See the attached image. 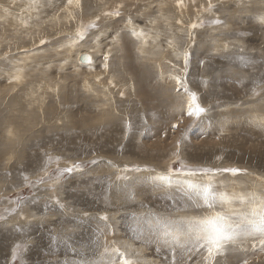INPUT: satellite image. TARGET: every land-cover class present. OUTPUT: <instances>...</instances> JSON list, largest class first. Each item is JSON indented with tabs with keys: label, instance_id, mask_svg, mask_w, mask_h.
<instances>
[{
	"label": "rangeland",
	"instance_id": "rangeland-1",
	"mask_svg": "<svg viewBox=\"0 0 264 264\" xmlns=\"http://www.w3.org/2000/svg\"><path fill=\"white\" fill-rule=\"evenodd\" d=\"M53 1L0 0V122L13 128L0 126V264H91L113 248L139 264H171L172 250L157 243L149 221L207 211L193 207L177 180L264 198V0ZM83 53L87 65L78 61ZM177 76L205 109L200 118L187 115ZM14 118L25 123L13 126ZM182 168L213 175L156 179ZM231 207L248 212L251 201ZM239 240L215 264H264V231ZM241 248L254 251L242 261ZM175 254L178 264H204L206 255L190 245Z\"/></svg>",
	"mask_w": 264,
	"mask_h": 264
},
{
	"label": "snow or ice",
	"instance_id": "snow-or-ice-1",
	"mask_svg": "<svg viewBox=\"0 0 264 264\" xmlns=\"http://www.w3.org/2000/svg\"><path fill=\"white\" fill-rule=\"evenodd\" d=\"M116 15H119V13H116ZM262 22H264V18H262ZM213 23H218V21H214ZM77 37L83 40L84 33L78 32ZM189 58V53L185 52V74H187ZM104 59L107 61L108 57L105 56ZM174 79L178 89L183 88L184 92L189 96L187 115L197 119L200 118L205 113V109L197 103L196 95L188 93L186 83L179 76L174 77ZM261 123L264 125V121ZM79 169L80 165L77 164L65 169V172L71 174L74 170ZM125 171L128 170L125 169ZM131 171L138 172L140 169L135 168L131 169ZM173 171L176 172L177 176L213 175L211 170L208 169L199 171L182 168L179 170L170 169L168 176H159L156 179L164 185H171L173 183L171 178ZM224 171L231 172L233 175L239 174V170L237 169H225ZM120 178L117 176V179ZM176 183L187 199L192 202L193 207H200L207 211L203 215L183 218L158 216L153 218L154 223L149 221V229L157 237V243L168 246L172 250L171 264H178L175 249L177 247L188 248L189 245L191 248H195L197 252L203 251L206 253L204 264H215V258L225 255L228 247L235 245L240 237L264 231V198L257 194L253 193L250 197L243 194L232 196L227 192L217 191L210 181L203 185L192 182L186 183L180 180H177ZM250 201L251 207L248 212H238L231 207L236 202L244 205ZM217 205L221 208L227 206V211H218ZM102 219H106V217H102ZM105 253H108V249H105ZM85 264H89V262H85ZM91 264H139V262L128 258L126 252L113 248L111 249V256L107 260L102 259L91 262Z\"/></svg>",
	"mask_w": 264,
	"mask_h": 264
},
{
	"label": "bare ground",
	"instance_id": "bare-ground-1",
	"mask_svg": "<svg viewBox=\"0 0 264 264\" xmlns=\"http://www.w3.org/2000/svg\"><path fill=\"white\" fill-rule=\"evenodd\" d=\"M59 2H60V1H59ZM57 4H58V0H54V1L52 2L51 6L56 7ZM58 5H59V4H58ZM61 5H62V4H61ZM52 9H53V8H52ZM52 9H51V11H52ZM70 9H73V8H70ZM88 10H89V9H88ZM44 11H45V10H44ZM72 12H73L72 14L67 12V13H66V16H67V17H70V18L73 17L72 19H74V16H75L74 14H75V12H74V11H72ZM85 13L88 14L89 11H86ZM85 13H84V14H85ZM164 16H165V15H164ZM166 17H167V16H166ZM4 18H5V16H4ZM159 19H160V18H159ZM167 20H168V19H167ZM42 21H43V20H42ZM0 22H1V21H0ZM45 22H46V21H45ZM53 23H54V22H53ZM55 23H56V22H55ZM55 23H54V24H55ZM260 23H261V22H260ZM45 24H46V23H45ZM59 24H60V23H59ZM40 25H41V24H40ZM57 25H58V24H57ZM57 25H53V26H55V28H56ZM60 26H61V25H60ZM37 27H38V26H37ZM57 28H58V27H57ZM67 28H68V27H67ZM37 30H38V29H37ZM38 31H39V30H38ZM32 33H34V32H32ZM36 33H37V32H35V34H36ZM106 35H107V34H106ZM40 37H41V36H40ZM52 46H53V45H52ZM83 54H84V53H83ZM85 54H86V53H85ZM81 55H82V54H80L79 56H81ZM86 55L88 56V60H87V62H85V63L80 62V61H79V56H78V61H79L81 64H83V65H87V64H89V63L91 62V58H90V56H89L88 54H86ZM131 56H132V55H131ZM134 57H135V56H134ZM17 70H18V69H17ZM15 71H16V70H15ZM18 71H19V70H18ZM124 71H125V70H124ZM44 72H45V71H43V73H44ZM24 73H25V72H24ZM24 73H23V74H24ZM109 73H110V72H109ZM11 74H12V73H11ZM111 74H112V73H111ZM114 74H115V73H114ZM18 75H19V74H18ZM25 75H26V74H25ZM40 75H41V74H40ZM112 75H113V74H112ZM11 76H12V75H11ZM15 76H16V75H15ZM42 76H43V75H42ZM4 77H5V76H4ZM24 77H25V76H24ZM74 77H75V76H74ZM106 77H107V76H106ZM141 77H142V76H141ZM22 78H23V77H22ZM28 78H29V77H28ZM137 78H138V76H137ZM8 79H9V78H8ZM24 79H25V78H24ZM57 79H58V78H57ZM130 79H131V78H130ZM16 80H17V79H16ZM27 80H28V79H27ZM32 80H33V79H32ZM32 80H31V82H32ZM6 81H7V80H6ZM17 81H18V80H17ZM23 81H24V80H23ZM58 81H59V80H58ZM25 82H26V81H25ZM33 82H34V81H33ZM40 82H41V81H40ZM59 82H60V81H59ZM6 83H7V82H6ZM102 83H103V82H102ZM20 84H21V83H20ZM14 85H15V84H14ZM21 85H23V84H21ZM21 85H18V86L16 87V89L14 90V93L16 92V94H19V95H18L19 97L23 96V92L20 91V89H18V87L21 86ZM50 85H51V84H50ZM98 85H99V84H98ZM60 86H61V85H60ZM60 86H59V87H60ZM96 86H97V85H96ZM8 87H10V86H8ZM27 87H28V86H27ZM98 87H99V86H98ZM42 88H43V86H42ZM90 88H91V87H90ZM103 88H104V87H103ZM10 89H11V88H10ZM30 89H31V90H29V91H32V92H38V91H39V87H38V86H32V87H30ZM45 89H46V88H45ZM56 89H58V90L60 91L61 88H56ZM68 89H69V88H68ZM91 89H92V88H91ZM93 89H94V88H93ZM98 89H99V88H98ZM52 90H53V89H52ZM64 90H65V89H64ZM96 90H97V89H96ZM99 90H100V89H99ZM99 90H98V91H99ZM105 90H106V89H105ZM1 91H2V90H1ZM7 91H9V89H8ZM7 91H6V92H7ZM59 91H58V92H59ZM101 91H102V90H101ZM103 91H104V90H103ZM2 92H3V91H2ZM6 92H5V93H6ZM70 92H71V91H70ZM93 92H94V90H93ZM104 92H106V91H104ZM0 93H1V92H0ZM10 93H11V92H10ZM88 93H89V92H88ZM95 93H96V92H95ZM99 93H100V92H99ZM27 94H28V93H26V96H27ZM36 94H37V96L39 95L38 93H36ZM40 94H41V93H40ZM58 94H59V93H58ZM58 94H57V95H58ZM92 94H93V93H92ZM96 94H97V93H96ZM151 94H152V93H151ZM1 95H2V94H1ZM9 95H10V94H9ZM20 95H21V96H20ZM71 95H72V94H71ZM87 95H88V94H87ZM6 96H7V95H6ZM24 96H25V95H24ZM63 96H64V95H63ZM95 96H96V95H95ZM95 96H94V97H95ZM97 96H98V95H97ZM11 97H12V96H10V98H11ZM27 97H28V96H27ZM237 97H238V96H237ZM10 98H9V100H10ZM22 98H23V97H22ZM57 98H58V97H57ZM62 98H63V97H62ZM65 98H66V97H65ZM82 98H83V97H82ZM98 98H100V97H98ZM11 99H12V98H11ZM26 99H27V98H26ZM58 99H59V98H58ZM67 99H68V98H67ZM89 99H90V97H89ZM95 99H96V98H95ZM141 99H142V98H141ZM3 100H4V98H3ZM20 100H21V99H20ZM100 100H101V99H100ZM1 101H2V100H1ZM15 101H16V100H15ZM35 101H36V100H35ZM59 101H60V99H59ZM65 101H66V100H65ZM97 101H98V100H97ZM102 101H103V100H102ZM2 102H3V101H2ZM20 102H21V101H20ZM22 103L27 104V102H25V101H23ZM39 103H40V102H39ZM41 103H42V102H41ZM44 103H45V102H44ZM44 103H43V104H44ZM46 103H47V102H46ZM46 103H45V104H46ZM45 104H44V105H45ZM14 105H16V103H15ZM35 105H36V104H35ZM39 105H40V104H39ZM48 105H49V104H48ZM98 105H99V104H98ZM104 105H106V104H104ZM17 106H18V105H17ZM22 106H23V105H22ZM33 106H34V104L29 103V107H33ZM41 106H43V105L41 104ZM3 107H4V105H3ZM26 107H27V106H26ZM44 107H45V106H44ZM260 107H261V106H260ZM22 108H23V107H22ZM22 108L20 107L19 109H22ZM55 108H56V107H55ZM62 108H63V105H62ZM62 108H61V109H62ZM1 109H2V108H1ZM16 109H17V108H16ZM23 109H24V108H23ZM23 109H22V110H23ZM2 110H3V109H2ZM4 110H5V109H4ZM17 110H18V109H17ZM57 110H58V107H57ZM96 110H97V109H96ZM12 111H14V110H12ZM36 111H37V110H36ZM42 111H43V110L41 109V112H42ZM97 111H98V110H97ZM99 111H100V109H99ZM51 112H53V111H51ZM100 112H101V111H100ZM38 113H39V112H38ZM44 113H45V112H44ZM107 113L109 114V112H107ZM0 114H2V113H0ZM9 114H12V112H9ZM9 114H8V115H9ZM17 114H18V113H17ZM46 114H47V112H46ZM52 114H53V113H52ZM2 115H3V114H2ZM4 115H7L6 112H5ZM4 115H3V116H4ZM15 115H16V114H15ZM19 115H20V114H19ZM28 115H29V114H28ZM9 116H10V115H9ZM9 116H8V117H9ZM13 116H14V115H13ZM13 116H12V117H13ZM42 116H43V115H42ZM47 116H48V115H47ZM47 116H46V117H47ZM69 116H70V115H69ZM21 117H22V116H21ZM46 117H45V118H46ZM60 117H61V116H60ZM120 117H121V116H120ZM6 118H7V117H6ZM10 118H11V117H9V119H10ZM24 118H25V117H24ZM45 118H44V120H45ZM76 118H77V117H76ZM107 118H108V117H107ZM107 118H105V119H107ZM111 118H112V117H111ZM113 118H114V117H113ZM132 118H134V117H132ZM0 119H1V117H0ZM3 119H4V117H3ZM34 119H35V118H34ZM61 119H62V118H61ZM72 119H73V117H72ZM116 119H117V118H116ZM150 119H151V118H150ZM154 119H155V118H154ZM4 120H5V119H4ZM4 120H3V121H4ZM23 120H24V119H23ZM39 120H41V119H39ZM59 120H60V119H59ZM70 120H71V119H70ZM70 120H69V124H70ZM73 120H74V119H73ZM103 120H104V119H103ZM103 120H102V121H103ZM130 120H132V119H130ZM167 120H169V119H167ZM3 121L0 122V126L2 127V129H3V124H4V123L6 124V122H3ZM86 121H87V120H86ZM99 121H101V120H99ZM10 122H11V121H10ZM50 122H51V121H50ZM90 122H91V121H90ZM131 122H132V121H131ZM153 122H154V121H153ZM160 122H161V121H160ZM23 123H25V121H24V122H23V121H21V122L18 121V122H17V121H15V118L12 120V124H13V126H17V127H18V126L22 125ZM60 123H61V122H60ZM64 123H65V122H64ZM86 123H87V122H86ZM129 123H130V121H129ZM9 124H10V123H9ZM9 124H7V126H10ZM12 124H11V125H12ZM37 124H38V123H37ZM87 124H88V123H87ZM224 124H225V123H224ZM226 124H227V123H226ZM66 125H67V124H66ZM70 125H71V124H70ZM70 125H68V126H70ZM77 125H78V124H77ZM79 125H80V124H79ZM98 125H99V124H98ZM103 125H104V124H103ZM117 125H118V124H117ZM149 125H150V124H149ZM244 125H245V124H244ZM13 126H11V127H13ZM41 126H42V125H41ZM113 126H114V125H113ZM118 126H119V125H118ZM128 126H129V125H128ZM237 126H238V125H237ZM1 127H0V128H1ZM42 127H43V126H42ZM49 127H50V126H49ZM62 127H63V126H62ZM229 127H230V126H229ZM246 127H249V126H246ZM31 128H33V127H31ZM31 128H30V129H31ZM40 128H41V127H40ZM68 128L70 129L71 127H68ZM103 128H104V127H103ZM113 128H114V127H113ZM160 128H161V127H160ZM233 128H234V127H233ZM236 128H239V127H236ZM250 128H251V127H250ZM2 129H1V131H2ZM10 129H13V128L3 129V131H4V133H5V132H6V133H9V132H11ZM17 129H18V128H17ZM46 129H47V128H45V130H46ZM77 129H78V128H77ZM79 129H80V127H79ZM117 129H118V128H117ZM152 129H153V128H152ZM157 129H158V128H157ZM222 129H223V128H222ZM239 129H240V128H239ZM239 129H238V130H239ZM247 129H249V128H246V131H248ZM7 130H9V131H7ZM42 130H44V129H42ZM54 130H55V129H54ZM81 130H82V129H81ZM107 130H108V129H107ZM158 130H160V129H158ZM242 130H245V129H242ZM250 130H251V129H250ZM20 131H21V130H20ZM26 131H27V130H26ZM26 131H25V132H26ZM34 131H35V130H34ZM38 131H39V130H38ZM46 131H49V130H46ZM57 131H58V130H57ZM65 131H66V130H65ZM74 131H76V130H74ZM154 131H155V130H154ZM220 131H221V130H220ZM236 131H237V130H236ZM12 132H13V131H12ZM30 132H31V131H30ZM36 132H37V131H36ZM49 132H50V131H49ZM49 132H47V133H49ZM55 132H56V131H55ZM61 132L63 133L64 130H62ZM149 132H150V130H149ZM156 132H157V130H156ZM159 132H160V131H159ZM159 132H158V133H159ZM222 132H223V131H222ZM224 132H225V131H224ZM249 132H250V131H249ZM4 133H3V134H4ZM40 133H41V132H40ZM43 133H44V132H43ZM59 133H60V131H59ZM59 133H58V134H59ZM62 133H61V134H62ZM64 133H65V132H64ZM66 133H67V132H66ZM66 133H65V134H66ZM73 133H74V132H73ZM96 133H97V132H96ZM116 133H117V132H116ZM126 133H127V132H126ZM137 133H139V132H137ZM160 133H161V132H160ZM1 134H2V132H1ZM74 134H75V133H74ZM76 134H78V133H76ZM111 134H112V133H111ZM114 134H115V133H114ZM145 134L148 135L147 132H145ZM150 134H151V133H149V135H150ZM153 134H154V133H153ZM17 135H18V134H17ZM69 135H72L71 132H70ZM69 135H67V136L69 137ZM134 135L136 136L135 133H134ZM159 135H160V134H159ZM1 136H2V135H1ZM4 136H5V134H4ZM4 136H3V137H4ZM28 136H29V135H28ZM28 136H27V137H28ZM30 136H31V135H30ZM48 136H49V135H48ZM63 136H64V135H63ZM109 136H110V135H109ZM135 136H134V137H135ZM156 136H157V135H156ZM218 136H219V135H218ZM11 137H12V135H11ZM14 137H16V133H15V136H14ZM50 137H51V136H50ZM73 137H74V136H73ZM76 137H77V136H76ZM110 137H111V136H110ZM142 137H143V135H142ZM144 137H146V136L144 135ZM147 137H148V136H147ZM147 137H146V138H147ZM165 137H166V136H165ZM0 138L2 139V137H0ZM7 138H9V137H7ZM7 138H5V139H7ZM122 138H124V137H122ZM135 138H136V137H135ZM5 139H4V142H5ZM28 139H30V137H28ZM65 139H66V138H65ZM73 139H74V138H73ZM138 139H139V138H138ZM8 140H9V139H8ZM11 140H12V139H11ZM31 140H32V139H31ZM68 140H72V137L69 138ZM108 140H109V139H108ZM135 140H136V139H135ZM150 140H151V139H150ZM152 140H154V139H152ZM156 140H157V139H156ZM0 141H1V140H0ZM58 141H59V140H58ZM61 141H63V140H61ZM94 141H95V140H94ZM113 141H114V140H113ZM120 141H121V140H120ZM137 141H138V140H137ZM154 141H155V140H154ZM4 142H3V143H4ZM10 142H11V141H10ZM52 142H54V141H52ZM63 142H64V141H63ZM65 142H66V141H65ZM69 142H70V141H69ZM72 142H73V140H72ZM110 142H111V140H110ZM135 142H136V141H135ZM160 142H161V141H160ZM230 142H231V141H230ZM0 143H1V142H0ZM6 143H7V142H6ZM12 143H13V142H12ZM15 143H16V142H15ZM17 143H18V142H17ZM32 143H33V142H32ZM38 143H39V142H38ZM49 143H50V142H49ZM66 143H67V142H66ZM70 143H71V142H70ZM94 143H95V142H94ZM140 143H141V142H140ZM140 143H137V144H140ZM142 143H143V142H142ZM153 143H156V142H153ZM162 143H163V142H162ZM1 144H2V143H1ZM8 144H10V143H8ZM73 144H74V143H73ZM95 144H96V143H95ZM98 144H99V143H98ZM104 144H105V143H104ZM112 144H113V143H112ZM146 144H147V143H146ZM158 144H159V142H158ZM164 144H165V143H164ZM14 145H15V144H14ZM100 145H101V144H100ZM120 145H121V144H120ZM127 145H128V144H127ZM148 145H150V144H148ZM148 145H147V146L145 145V146L148 148ZM0 146H1V145H0ZM33 146H34V145H33ZM102 146H103V145H102ZM125 146H126V145H125ZM153 146H154V145H153ZM155 146H156V145H155ZM9 147H11V146H9ZM9 147H7V148H9ZM16 147H17V146H16ZM2 148H3V147H2ZM4 148H5V147H4ZM22 148H23V147H22ZM79 148H80V147H79ZM79 148H78V149H79ZM140 148H143V147H140ZM151 148H152V147H151ZM154 148H155V147H154ZM12 149H13V148H12ZM99 149H100V148H99ZM10 150H11V148H10ZM2 151H3V150H2ZM5 151H6V149H5ZM25 151H26V150H21V151H19V152H21V155H22ZM0 152H1V151H0ZM12 152H13V151H12ZM14 152H15V151H14ZM19 152H18V149H17L16 153L18 154ZM46 152H47V151H46ZM46 152H42V153H46ZM50 152H51V151H50ZM50 152H49V153H50ZM80 152H81V151H79V153H80ZM82 152H83V151H82ZM153 152H154V151H153ZM155 152H156V151H155ZM27 153H29V152H27ZM5 154H6V153H5ZM19 154H20V153H19ZM19 154H18V155H19ZM25 154H26V153H25ZM38 154H39V153H38ZM80 154H81V153H80ZM131 154H132V153H131ZM159 154H160V153H159ZM30 155H31V154H30ZM39 155H40V154H39ZM43 155H44V154H43ZM46 155L48 156V153H46ZM70 155H72V154H70ZM3 156H4V155H3ZM5 156H8V154L5 155ZM5 156H4V157H5ZM13 156H14V155H13ZM15 156H16V155H15ZM41 156H42V154H41ZM47 156H46V157H47ZM73 156H74V155H73ZM36 157H37V156H36ZM15 158H16V157H15ZM18 158H19V157L17 156V159H18ZM31 158H32V156H31ZM37 158H39V157H37ZM44 158H45V157H44ZM79 158H80V157H79ZM22 159H23V158H22ZM22 159H21V160H22ZM26 159H27V158H26ZM28 159H30V158H28ZM34 159H35V158H34ZM143 159H144V158H143ZM147 159H149V158H147ZM15 160H16V159H14V161H15ZM21 160H20V161H21ZM23 160H24V159H23ZM8 161H9V160H8ZM17 161L20 162L19 160H17ZM26 161H28V160H26ZM35 161H38V160H35ZM2 162H3V161H1V164H2ZM33 162H34V161H33ZM14 163H15V162H14ZM37 163H38V162H37ZM39 163H40V162H39ZM9 164H10V163H9ZM15 165H16V163H15ZM17 165H18V164H17ZM21 165H22V164H21ZM19 166H20V165H19ZM25 166H27V164H25ZM0 167H1V165H0ZM13 167H14V166H13ZM20 167H22V166H20ZM29 167H30V166H29ZM2 168H3V167H2ZM5 168H6V166H5ZM7 168H8V167H7ZM28 169H29V168H28ZM0 170H1V169H0ZM9 170H10V169H9ZM8 172H9V171H8ZM8 172H7V173H8ZM10 172H11V171H10ZM17 172H18V171H17ZM2 173H3V171H2ZM39 173H40V172H39ZM4 174H5V173H4ZM11 174L13 175V174H15V173L12 172ZM2 175H3V174H2ZM6 175H7V174H5V176H6ZM4 178H5V177H4ZM10 178H11V177H10ZM7 179H8V178H7ZM12 179H13V178H12ZM2 180H3V179H2ZM143 180H144V178H143ZM4 181H5V179H4ZM10 181H11V180H10ZM10 181H9V182H10ZM12 181H14V179H13ZM142 182H143V181H142ZM3 183H4V182H3ZM0 184H1V182H0ZM2 185H3V184H2ZM7 185H8V184H7ZM136 193H137V192H136ZM76 194L79 195L78 193H76ZM74 196H75V195H74ZM77 198H78V197H77ZM79 200H80V199H79ZM80 201H81V200H80ZM239 241H241V240H239ZM154 242H155V241H154ZM141 245H142V244H141ZM240 246H241V245H240ZM253 247H254V249H255V246H253ZM185 251H186V250H185ZM187 251H188V250H187ZM253 251H254V250H251V248H250L249 251L247 250L246 252L242 253V248H241L240 251H239V255H241V256H240V259H241L242 261H243L244 259H247V258L252 254ZM153 252H155V251H153ZM170 252H171V251H170ZM237 252H238V251H237ZM229 254H234V252H233V251H230V250H229V251L227 250V255H229ZM263 254H264V253H263ZM235 255H236V254H235ZM178 256H179V255H178ZM188 256H189V254H188ZM226 259H227V258H226ZM236 259H237V258H236ZM236 263H237V262H236ZM237 264H238V263H237Z\"/></svg>",
	"mask_w": 264,
	"mask_h": 264
},
{
	"label": "water",
	"instance_id": "water-1",
	"mask_svg": "<svg viewBox=\"0 0 264 264\" xmlns=\"http://www.w3.org/2000/svg\"><path fill=\"white\" fill-rule=\"evenodd\" d=\"M88 60V56L86 54H82L81 56H79V61L82 63L87 62Z\"/></svg>",
	"mask_w": 264,
	"mask_h": 264
}]
</instances>
